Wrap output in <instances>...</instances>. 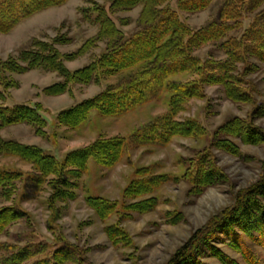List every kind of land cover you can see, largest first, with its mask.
<instances>
[{
    "label": "trees",
    "instance_id": "trees-1",
    "mask_svg": "<svg viewBox=\"0 0 264 264\" xmlns=\"http://www.w3.org/2000/svg\"><path fill=\"white\" fill-rule=\"evenodd\" d=\"M67 1L0 0V32H10L33 14ZM173 1L108 0V4L96 5L90 10V15H86L99 25V31L76 52L64 54L57 48V45L71 41L61 34L49 42L34 39L29 48L20 51L18 57L0 60V129L26 123L35 127L36 134H46L47 120L41 113V103H7L9 89L18 87V83L9 79L7 74H23L33 69L57 72L63 78L44 88L48 95L71 91L75 84H101L110 77L128 73L122 83L109 85L95 96L60 110L57 114L58 124L71 128L87 121L93 110H98L102 116H121L145 104L151 96L150 92L161 87L171 91L169 112L139 129L134 136L138 140L159 144L168 143L174 136L206 134V128L201 123L193 119L181 121L175 118L190 99L206 95V86H222L226 96L234 102H253L252 93L245 86V75L258 68V65L250 62L251 58L264 63V9L255 14L240 36H228L241 29L244 16L258 10L264 0H222L217 18L197 29L182 19L181 12H199L208 8L214 0H175L176 7ZM139 5L142 6L138 20L140 29L125 37L113 15ZM102 40L107 41V48L102 54L79 69L67 68L65 61L87 53ZM210 43H219L225 57L201 58L194 54ZM242 64L244 67L241 68ZM183 74L192 78H175ZM254 115L264 116V106L255 107L250 118ZM230 137L240 138L245 144L264 143V129L255 126L251 119L239 117H233L221 125L215 131L210 146L188 159L183 177L190 183L192 194L199 195L210 186L226 182L227 177L212 149L241 155L240 147ZM123 150L122 138L103 136L69 152L64 160H60L40 146L6 139L0 134V154L18 156L32 163L39 170L42 178L39 181L49 178L51 202L75 195L71 191L72 180L87 168L90 159L103 167H112L121 159ZM23 176L24 173L18 169L0 167V194L6 200L14 198ZM153 185L151 179L141 177L131 182L125 194L129 197L145 195L151 192ZM153 200L149 197L129 206L144 211L153 205ZM87 202L104 219L115 208V205L99 196L87 197ZM25 217L27 213L15 205L0 207V237ZM109 229L113 239L117 240L122 234L117 226ZM222 246L228 247L238 257L231 256ZM38 247L17 248L0 242V264H67L70 260L71 251L65 246L57 248L51 257L36 258L44 252L43 248ZM255 247L264 249V160L259 178L239 190L231 206L195 230L166 264H211L204 260L208 257L220 264H264Z\"/></svg>",
    "mask_w": 264,
    "mask_h": 264
},
{
    "label": "rangeland",
    "instance_id": "rangeland-1",
    "mask_svg": "<svg viewBox=\"0 0 264 264\" xmlns=\"http://www.w3.org/2000/svg\"><path fill=\"white\" fill-rule=\"evenodd\" d=\"M175 2L172 3L174 7ZM221 3L222 0H214L199 12H181V17L192 28H200L217 18ZM106 4L108 0H68L63 5L33 14L10 32H0V60L18 57L34 39L49 42L61 34L71 41L59 44L57 48L64 54L76 52L99 31V25L86 15H90L96 5ZM261 9L264 4L254 13L245 15L243 27L228 37L240 36ZM141 10L139 5L113 15L125 37L140 29ZM106 48L107 41H99L87 53L67 60L65 64L70 70L79 69ZM194 54L201 58L225 57L219 43H210ZM250 62L258 65L256 71L245 75V86L252 93L253 102H234L226 96L222 86H206L204 97L190 99L175 116L177 120L193 119L201 123L206 134L174 136L164 144L138 140L134 136L139 129L169 112L172 92L167 89L161 87L150 92L145 104L121 116H102L98 110H93L87 121L71 128L58 124L60 110L95 96L109 85L122 83L128 73L110 77L101 84H75L71 91L60 95L44 92L45 87L63 80L57 72L33 69L23 74L8 73V78L16 81L18 87L9 89L7 103H41L47 126L43 136L36 134L35 127L26 123L8 126L0 129L4 138L40 146L60 160L103 136L122 138L124 150L119 162L112 167H103L90 159L87 168L72 180L71 191L75 195L56 202H51L49 178L39 181V170L32 163L18 156L0 154V167L24 173L13 199L6 200L0 194V207L15 205L27 213V217L13 224L8 233L0 237V242L17 248L37 245L44 252L36 258L51 257L57 248L65 246L71 251L67 264H166L195 230L231 206L237 192L254 183L262 173L264 143L245 144L240 138L230 137L240 147L241 155L212 149L227 177L226 182L210 186L198 195L190 192L191 185L183 177L188 159L209 147L215 131L231 118L251 119L255 126L264 129L263 115L250 118L255 107L264 106V63L256 58H251ZM175 78L189 80L192 76L183 74ZM141 177L154 182L151 192L138 197L127 196L126 188ZM90 196L103 197L115 205L109 217L102 218L89 206L87 197ZM149 197L154 203L147 210L130 208L133 202ZM116 226L122 233L117 240L109 233V227ZM222 247L231 256L238 257L228 247ZM255 250L264 259V249L255 247ZM204 260L220 264L211 257Z\"/></svg>",
    "mask_w": 264,
    "mask_h": 264
}]
</instances>
